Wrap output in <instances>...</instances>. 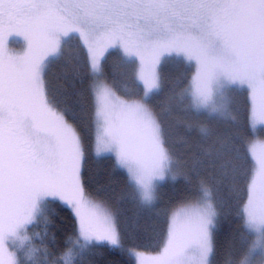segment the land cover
<instances>
[{"label": "snow or ice", "instance_id": "snow-or-ice-1", "mask_svg": "<svg viewBox=\"0 0 264 264\" xmlns=\"http://www.w3.org/2000/svg\"><path fill=\"white\" fill-rule=\"evenodd\" d=\"M66 47L82 85L72 93L49 78ZM113 51L132 67L123 96L101 79ZM173 55L184 71L158 107L160 67ZM249 130L264 133V0H0V264H76L98 244L135 264H264V140ZM90 138L97 156L111 153L127 170L144 205L155 181L184 176L156 255L126 247L116 213L88 191ZM50 199L75 222L58 252L29 234L47 223ZM229 202L240 225L221 251L218 207Z\"/></svg>", "mask_w": 264, "mask_h": 264}, {"label": "trees", "instance_id": "trees-1", "mask_svg": "<svg viewBox=\"0 0 264 264\" xmlns=\"http://www.w3.org/2000/svg\"><path fill=\"white\" fill-rule=\"evenodd\" d=\"M185 61L179 57L168 56L163 59L160 67V75L163 81V92L156 98L157 106L167 103L173 81L184 71ZM104 76L101 79L113 86L118 95L123 96L125 87L132 88V67H123L119 62V53L113 51L103 63ZM53 85L64 87L69 93L82 87L75 74L74 52L72 48H65V56L51 70L50 77ZM191 78V70L186 77H182L185 86ZM87 80H85V85ZM237 94L243 96V90ZM225 117L217 126L225 130L227 123ZM207 123V121H201ZM256 134L258 138H264V133L251 132L249 139ZM195 137L191 140L194 142ZM174 151L188 165L191 164V153L187 152L180 143L179 137L174 138ZM89 159L85 169V180L88 191L92 198L107 206L116 213L121 229L124 234L126 247H135L139 251L155 252L159 248L161 239L165 235L167 217L178 208L186 195L187 184L183 175H165V178L156 184V203L149 209H145L138 201L134 188L130 185L128 175L120 167L116 166L114 158L110 155L97 156L94 151V143L89 140ZM187 167L184 171L187 172ZM226 199V193H222ZM47 223L30 226L29 234L40 233V237L34 239L38 246L46 245L54 252L66 247L65 238L74 233V220L70 210L63 206L60 201L47 203ZM167 213V215H165ZM240 221L236 216L235 207L231 202L218 207V219L215 229V237L218 248L222 251L230 241L237 237ZM54 238V240H53ZM217 259H220L218 255ZM76 264H135L134 257L128 256L127 252L114 249L107 245H97L85 252L82 258H77Z\"/></svg>", "mask_w": 264, "mask_h": 264}, {"label": "rangeland", "instance_id": "rangeland-1", "mask_svg": "<svg viewBox=\"0 0 264 264\" xmlns=\"http://www.w3.org/2000/svg\"><path fill=\"white\" fill-rule=\"evenodd\" d=\"M13 39H18V38H13ZM9 47L12 49V50H14V51H16V52H20V51H22L23 50V48H24V43H23V40H22V38H19L18 40H17V42H15V43H12V44H10L9 45ZM174 56V55H173ZM175 57H179V56H175ZM179 58H181V59H183V57H179ZM184 60V59H183ZM264 140V138H258V137H256V134L253 136V138H252V140ZM100 155H110V156H112L113 158H114V160H115V157H114V155L113 154H111V153H101ZM122 170H124L125 172H126V174H127V170L126 169H123V168H121ZM169 177L170 176H172V174H167ZM165 178V177H164ZM161 180H157V181H155V183H157V182H160ZM156 185V184H155ZM136 196H137V199H138V201L141 203V201H140V198H139V196H138V194L136 193ZM155 197L157 198V196H156V188H155ZM156 198H155V200L153 201V203L151 204V205H144V204H142V206L145 208V209H149L151 206H154V204L156 203ZM50 201H58V200H49V202ZM47 205V204H46ZM177 209V208H176ZM166 229V228H165ZM165 234H166V231H165ZM164 241H165V235H164V237L161 239V242H160V245H159V248L157 249V251H155V252H145L146 254H148V255H156L162 248H163V245H164ZM135 259V258H134Z\"/></svg>", "mask_w": 264, "mask_h": 264}]
</instances>
